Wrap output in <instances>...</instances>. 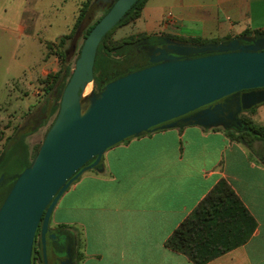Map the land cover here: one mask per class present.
<instances>
[{
  "label": "crops",
  "instance_id": "0c3cea01",
  "mask_svg": "<svg viewBox=\"0 0 264 264\" xmlns=\"http://www.w3.org/2000/svg\"><path fill=\"white\" fill-rule=\"evenodd\" d=\"M29 5V0H0V46H9L11 61L18 62L19 48L29 40L43 43L26 25ZM151 19L156 27L147 34L223 43L264 31V0H149L139 20ZM57 61L46 57L40 78L58 72ZM13 90L18 108L27 110L28 93ZM254 147L199 126L133 139L108 150L100 171H88L72 184L51 222L56 228L67 224L79 243L83 240L78 264H196L167 242L225 181L256 228L246 242L206 264H264V153ZM66 210L83 212L84 220L72 215L59 222Z\"/></svg>",
  "mask_w": 264,
  "mask_h": 264
},
{
  "label": "water",
  "instance_id": "95a60500",
  "mask_svg": "<svg viewBox=\"0 0 264 264\" xmlns=\"http://www.w3.org/2000/svg\"><path fill=\"white\" fill-rule=\"evenodd\" d=\"M137 2L112 0L86 37L53 125L0 208V264H34L40 227L49 264L47 235L57 203L83 174L100 171L111 148L188 126L231 130L242 125L243 112L264 104V37L254 36L204 45L167 39L149 52L151 66L86 95L99 45Z\"/></svg>",
  "mask_w": 264,
  "mask_h": 264
},
{
  "label": "trees",
  "instance_id": "16d2710c",
  "mask_svg": "<svg viewBox=\"0 0 264 264\" xmlns=\"http://www.w3.org/2000/svg\"><path fill=\"white\" fill-rule=\"evenodd\" d=\"M148 1L138 0L117 26L104 37L99 45L94 68L96 92L100 90L102 85L108 84L129 73L151 66L149 57L142 51L140 46L143 43L153 44L158 37H166L187 44H217L216 42L212 43L198 39L190 41L183 40L166 34H142L117 43L110 42L109 38L114 30L121 26L134 23L141 18L142 11ZM91 3L92 0H86L84 2L71 34L65 36L67 40L75 38L79 35V32L84 30ZM107 12L108 10L85 30L83 43L91 30ZM252 36L256 38L264 37V31H247L242 37ZM62 42L64 43L63 38ZM81 49L82 46L79 49L77 59L80 56ZM54 55L61 62L62 66L58 72L51 73L45 78L46 83L51 81V85L49 83L46 93L55 92L60 102L63 91L75 68L71 67L69 52L59 50ZM255 108L246 112H253ZM58 110L59 108L56 106L52 112V117L58 114ZM242 119L247 130H224L222 128H216V130L224 131L232 141L243 143L250 148H253L256 142H261L264 146V127H257L252 121H246L244 117ZM54 121L51 123L49 129ZM41 145L34 146L30 151L25 139H22L11 154L15 150H21L23 164L26 163L25 166L28 168L36 157ZM262 159L264 161V155ZM12 186L0 191V208ZM60 228L69 229L67 226H60ZM255 228V221L244 208L236 193L227 182L222 181L174 232L171 239L167 242V246L176 252L186 254L196 264H206L208 261L246 242ZM36 254H39L41 258L39 251L35 247L34 257Z\"/></svg>",
  "mask_w": 264,
  "mask_h": 264
},
{
  "label": "rangeland",
  "instance_id": "374dc122",
  "mask_svg": "<svg viewBox=\"0 0 264 264\" xmlns=\"http://www.w3.org/2000/svg\"><path fill=\"white\" fill-rule=\"evenodd\" d=\"M85 1L29 0V14L26 18V25L29 28V32L43 43L29 40L27 46L19 48L18 62L10 60L8 45H3L4 47L0 46V157L6 152L14 138L19 136L20 127L27 116L35 111L36 106L42 100H45L49 83L51 85V81L46 83V79L40 78L42 69L45 66V58H49L50 55L55 56L54 53L59 50L67 51L69 52L71 67L75 68L79 49L83 45V34L85 30L106 12L100 7L93 9L92 0L84 30L79 32V35L75 38L67 40L65 34L67 36L71 34L74 23ZM155 27V19H151L147 23L139 20V22L136 21L114 30L110 35L109 41L117 43L125 39L147 34L146 32L151 31ZM1 37L2 35H0ZM62 38L64 39V43L62 42ZM45 53L46 57H44ZM57 64L61 69V62L57 61ZM13 88L23 89L28 93L27 95L29 97L26 99L30 107L27 110L24 107L18 108L19 103L14 98L15 93ZM35 91L38 92V95H36ZM92 91H96L95 83L88 87L85 94L89 95ZM34 92L35 97L33 96ZM25 103L23 102V106ZM243 117L246 118V121H252L257 127H264V105L257 106L253 112H245ZM55 118L56 116L51 118L46 126L25 139L30 151L34 146H39L43 143L46 133ZM31 131V129H27L25 130V134L31 133ZM254 146L255 151L264 153L263 143L256 142ZM72 215L77 219L84 220L83 212L77 211L74 214L68 210L60 213L57 220L67 223L72 219ZM60 226L69 227L67 224ZM60 226H57V228H60ZM51 227L56 228V225L51 222ZM83 234L82 232V236ZM79 250H83V240L80 243Z\"/></svg>",
  "mask_w": 264,
  "mask_h": 264
},
{
  "label": "flooded vegetation",
  "instance_id": "af4514ba",
  "mask_svg": "<svg viewBox=\"0 0 264 264\" xmlns=\"http://www.w3.org/2000/svg\"><path fill=\"white\" fill-rule=\"evenodd\" d=\"M112 0H93L92 8H103L105 11L109 10ZM166 37H158L153 44L143 43L141 44L142 51L148 56L153 47L166 46ZM45 100H42L35 108L34 112H31L27 116L26 120L20 127L19 136H16L14 140L9 144L6 152L0 157V191L8 189L12 186L17 176L22 173L26 166L23 164V157L21 150H15L13 154L11 152L15 149L22 139H26L31 136L37 130L43 128L48 124L52 117V112L55 105L59 102V97H56V93H46ZM243 112L239 118L242 122L241 126H233V130H242L246 127L242 117ZM235 124V123H233ZM31 129V133L25 134V130ZM36 250L39 254L35 255L34 264H44L42 245H41V227L37 233V239L35 244ZM80 243L74 235L65 228H53L50 225V232L47 235V253L49 258V264H78Z\"/></svg>",
  "mask_w": 264,
  "mask_h": 264
}]
</instances>
